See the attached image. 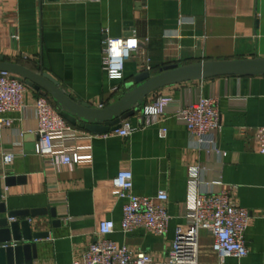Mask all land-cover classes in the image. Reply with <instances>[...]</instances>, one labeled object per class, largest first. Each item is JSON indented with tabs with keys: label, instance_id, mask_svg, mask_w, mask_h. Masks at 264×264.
<instances>
[{
	"label": "crops",
	"instance_id": "crops-1",
	"mask_svg": "<svg viewBox=\"0 0 264 264\" xmlns=\"http://www.w3.org/2000/svg\"><path fill=\"white\" fill-rule=\"evenodd\" d=\"M133 35L140 50L125 63L123 79L112 81L103 70L104 42ZM0 55L50 74L76 101L105 108L145 72L155 76L173 65L264 59V0H0ZM40 95L29 88L27 110L4 116L13 123L0 128V176L15 179L13 187L4 188L1 203L7 213L49 212L27 218L33 233H49L34 241V264L79 261L97 242L102 221L116 225L110 240L151 255L153 264H166L177 228L188 223L194 196L225 190L236 206L251 213L246 234L250 253L243 264H264V154L256 136L264 128V76L220 77L163 88L129 120L136 130L128 138L93 136L76 127L74 152L92 160L57 169L36 154L35 138L25 139L36 136L32 106ZM201 98L216 99L221 114V131L202 145L178 116ZM157 99L171 101L164 122L146 127L142 112ZM7 153L15 155L10 165L4 162ZM122 171L133 173L139 196L167 193L166 235L121 232L125 200L114 194L113 181ZM5 217L0 214V219ZM199 254L201 263L219 264L206 232L201 233Z\"/></svg>",
	"mask_w": 264,
	"mask_h": 264
},
{
	"label": "built area",
	"instance_id": "built-area-1",
	"mask_svg": "<svg viewBox=\"0 0 264 264\" xmlns=\"http://www.w3.org/2000/svg\"><path fill=\"white\" fill-rule=\"evenodd\" d=\"M49 0H41L47 2ZM99 0H65L67 4L98 2ZM12 39L19 37L15 32ZM140 50V41L133 35L129 38L107 37L103 48V70L112 81L123 79L125 63ZM29 87L10 74L0 73V128H10L13 121L4 116L27 110L25 95ZM169 99H157L143 110L146 127L164 122ZM37 115L36 154L46 159L52 168L74 167L91 162L92 156H82L74 152L79 132L60 114L49 96L41 94L32 106ZM178 116L186 123L189 133L202 145L206 137L221 131V114L216 99L201 98L197 103L182 109ZM136 129L124 121L119 130L109 135L128 138ZM162 134L167 129L162 127ZM108 136V135H107ZM261 153L264 154V128L256 133ZM15 155L7 153L4 162L10 165ZM114 194L125 200L121 232L132 235L146 231L155 236L166 235L170 215L165 206L166 192L156 196H139L134 193V176L130 171H122L113 181ZM251 223V213L233 203L229 190L213 194H196L193 198L188 223L179 226L172 242L166 264H203L199 259V245L202 232L213 239V252L219 264L235 261L243 264L249 256L246 234ZM116 232L113 221L99 224L97 242L89 246L79 261L70 264H153L151 255L128 246H119L109 239Z\"/></svg>",
	"mask_w": 264,
	"mask_h": 264
},
{
	"label": "water",
	"instance_id": "water-1",
	"mask_svg": "<svg viewBox=\"0 0 264 264\" xmlns=\"http://www.w3.org/2000/svg\"><path fill=\"white\" fill-rule=\"evenodd\" d=\"M0 73L13 76L34 91L47 95L55 103L61 116L74 128L81 127L93 136L116 132L124 121L133 118L147 99L163 88L194 81H205L220 77L264 76V59L244 61L201 62L187 66H168L158 75L142 73L126 86L127 91L118 101L105 108H92L89 104L76 101L50 74L32 70L24 65L6 61L0 55ZM39 140L38 136L27 135L26 141ZM36 147H33L35 149ZM15 179L0 176V264H34L38 258L36 240L49 237V233H33L27 218L48 215V210L14 211L7 213L2 202L4 188H11ZM51 215L59 225L55 210ZM26 218L24 221H16Z\"/></svg>",
	"mask_w": 264,
	"mask_h": 264
}]
</instances>
